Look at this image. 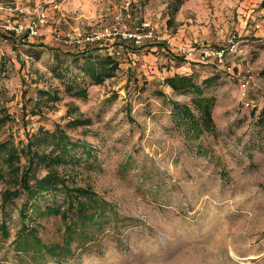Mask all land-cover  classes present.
I'll use <instances>...</instances> for the list:
<instances>
[{"label":"rangeland","instance_id":"obj_1","mask_svg":"<svg viewBox=\"0 0 264 264\" xmlns=\"http://www.w3.org/2000/svg\"><path fill=\"white\" fill-rule=\"evenodd\" d=\"M84 49L119 67L92 81L69 54ZM177 73L217 76L199 137L174 125L173 101L204 115L167 83ZM56 128L92 157L29 159ZM0 143L16 153L0 163V205L28 167L108 203L99 229L77 233L93 239L57 261L22 231L63 244L71 219H23L16 198L0 208V264H264V0H0Z\"/></svg>","mask_w":264,"mask_h":264},{"label":"trees","instance_id":"obj_2","mask_svg":"<svg viewBox=\"0 0 264 264\" xmlns=\"http://www.w3.org/2000/svg\"><path fill=\"white\" fill-rule=\"evenodd\" d=\"M74 59L82 57L85 61L82 69L88 74L92 81L100 83L107 76H111L119 67V61L113 54H94L92 51L84 49L74 53H69ZM217 76L212 75L203 80V84L194 81L192 75L174 74L166 78L167 83L175 90L189 91L194 94L193 102L203 109V117H197L192 108L187 104L173 101V117L174 125L183 128V131L189 135L199 137L202 130L214 128L212 119V97L206 94V88L211 87L216 81ZM81 94L86 93V89L80 88ZM203 120V121H201ZM59 128V127H58ZM56 128L54 132H47V142L52 145L50 152L34 150V155L29 153V159H39L51 164L55 161L82 162L92 157L90 148L72 141L70 136L63 130ZM82 147V154H78V149ZM8 145L0 143V163L8 162L11 164L12 159L16 155L15 151L8 153ZM7 154L2 156L4 153ZM199 151V150H198ZM31 152V147H30ZM57 152V153H56ZM3 153V154H2ZM38 160V161H39ZM11 170H15L11 168ZM17 171V170H16ZM225 176L227 172H222ZM23 197L24 201L19 208V213L23 219L30 218V211L33 212H49L61 213L62 217L71 224H68L66 239L63 244H44L37 236V231L31 229L22 231L36 241V245L43 248L44 251L52 255L57 261H62L71 252V246L74 242L80 247L92 240L93 234H77L92 233L93 230L99 229L101 226L100 218L104 216L105 205L107 201L101 198L97 193L88 187L71 186L65 178L58 175L55 170L49 171L46 175L39 177L32 167L22 172L21 185L18 189L8 191L0 208L3 215L6 213V206L16 198ZM5 221L2 222V226ZM28 227V226H27ZM90 231V232H89ZM6 233V230H3ZM21 233V232H19ZM21 233V234H22ZM89 236V237H88ZM28 240V239H27ZM26 240V241H27ZM26 245L21 249L27 250ZM42 258L44 253H42ZM46 261V260H45Z\"/></svg>","mask_w":264,"mask_h":264},{"label":"built area","instance_id":"obj_3","mask_svg":"<svg viewBox=\"0 0 264 264\" xmlns=\"http://www.w3.org/2000/svg\"><path fill=\"white\" fill-rule=\"evenodd\" d=\"M41 14V17L39 19L40 22H43L45 21V16H46V13H40ZM38 24L39 22H34L33 24L29 25V28H30V33L31 34H37L38 33ZM125 37L129 36V37H134L136 39L137 42H140L141 41V35H138L136 33H125L124 34ZM217 55L218 56H223L224 55V52L222 50L218 51L217 52Z\"/></svg>","mask_w":264,"mask_h":264},{"label":"bare ground","instance_id":"obj_4","mask_svg":"<svg viewBox=\"0 0 264 264\" xmlns=\"http://www.w3.org/2000/svg\"><path fill=\"white\" fill-rule=\"evenodd\" d=\"M252 257H254V256H252ZM249 258H251V256H250ZM249 258H248V259H249Z\"/></svg>","mask_w":264,"mask_h":264}]
</instances>
